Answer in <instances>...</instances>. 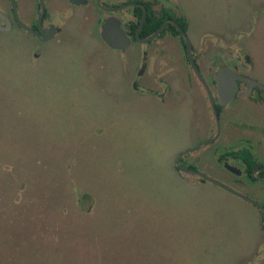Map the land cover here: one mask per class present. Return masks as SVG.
<instances>
[{
    "label": "rangeland",
    "instance_id": "1",
    "mask_svg": "<svg viewBox=\"0 0 264 264\" xmlns=\"http://www.w3.org/2000/svg\"><path fill=\"white\" fill-rule=\"evenodd\" d=\"M178 1L193 31L236 24L264 79V0ZM97 43L79 32L36 60L0 34V264H241L257 236L248 206L183 183L184 142L123 101Z\"/></svg>",
    "mask_w": 264,
    "mask_h": 264
},
{
    "label": "flooded vegetation",
    "instance_id": "2",
    "mask_svg": "<svg viewBox=\"0 0 264 264\" xmlns=\"http://www.w3.org/2000/svg\"><path fill=\"white\" fill-rule=\"evenodd\" d=\"M107 18L118 22L124 48L102 40ZM235 25L219 29L223 36L193 31L178 0H0V34L14 36L33 59L79 32L96 38L118 62L123 101L154 108L184 142L173 166L183 183L210 185L248 206L257 236L241 264H264V79Z\"/></svg>",
    "mask_w": 264,
    "mask_h": 264
},
{
    "label": "water",
    "instance_id": "3",
    "mask_svg": "<svg viewBox=\"0 0 264 264\" xmlns=\"http://www.w3.org/2000/svg\"><path fill=\"white\" fill-rule=\"evenodd\" d=\"M144 18L141 20L140 22V26L143 23ZM0 30H4V29H0ZM53 33L51 32L50 36L46 38L50 39L52 37ZM101 38L102 40L108 45L110 46L113 50H117V49H121L124 48L127 44V40L124 38V35L122 33V31L119 28V24L118 22L114 19V18H107L102 26V32H101ZM223 73L219 74V79L222 78ZM221 84L218 80V90L221 93H226L227 95V90L226 92H224L221 88ZM182 173H190V174H196L197 176L204 178L206 180H208L209 182H213L214 184H217L216 182H214L212 179L207 178L205 175L201 174V173H195L192 171H188L186 169H179Z\"/></svg>",
    "mask_w": 264,
    "mask_h": 264
},
{
    "label": "trees",
    "instance_id": "4",
    "mask_svg": "<svg viewBox=\"0 0 264 264\" xmlns=\"http://www.w3.org/2000/svg\"><path fill=\"white\" fill-rule=\"evenodd\" d=\"M87 198H90L89 195L87 193H82L81 194V198L79 199V203L81 205H83L84 201L87 199Z\"/></svg>",
    "mask_w": 264,
    "mask_h": 264
}]
</instances>
